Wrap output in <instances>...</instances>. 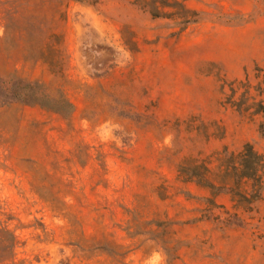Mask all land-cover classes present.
<instances>
[{"label":"rangeland","instance_id":"obj_1","mask_svg":"<svg viewBox=\"0 0 264 264\" xmlns=\"http://www.w3.org/2000/svg\"><path fill=\"white\" fill-rule=\"evenodd\" d=\"M186 4L0 0V264H264V188L180 172L264 154V0Z\"/></svg>","mask_w":264,"mask_h":264},{"label":"trees","instance_id":"obj_2","mask_svg":"<svg viewBox=\"0 0 264 264\" xmlns=\"http://www.w3.org/2000/svg\"><path fill=\"white\" fill-rule=\"evenodd\" d=\"M131 1L148 12L153 18L173 19L181 32L198 22L197 12L187 6L186 0ZM167 8L173 9V11L168 12ZM33 97L35 100L30 102L31 104L54 108L55 106L51 105V101H54L59 105L57 107H60L58 110L62 107L71 106L63 97L57 100L43 92H37ZM223 162L225 163V170L219 169L213 172L209 166L194 164L191 168L182 169L180 172L188 175L190 181H195L197 184L210 189L211 197L208 198V203L212 207H218L215 196L220 194H231L235 201L242 205L257 202L261 198L264 188L262 176L264 154L258 152L252 144L248 143L239 155L226 153ZM226 221L228 225H242V220L238 214H229Z\"/></svg>","mask_w":264,"mask_h":264}]
</instances>
